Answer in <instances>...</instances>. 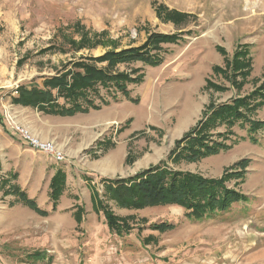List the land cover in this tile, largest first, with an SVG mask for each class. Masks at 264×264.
<instances>
[{
    "label": "rangeland",
    "instance_id": "374dc122",
    "mask_svg": "<svg viewBox=\"0 0 264 264\" xmlns=\"http://www.w3.org/2000/svg\"><path fill=\"white\" fill-rule=\"evenodd\" d=\"M160 5L189 17L166 20ZM154 33L182 37L163 45L161 65L139 60L112 69L143 74L129 85L138 103L119 92L115 102L103 90L110 105L56 116L12 100L19 85L41 87L78 62L140 46ZM246 43L252 70L237 76L239 87L213 67L225 68ZM263 81L264 0H0V264H264V128L253 141L247 123L237 122L232 134L220 125L211 131L226 150L198 160L172 155L211 104L243 97ZM251 116L264 120V107ZM16 125L54 141L65 160L25 143ZM158 165L208 179L232 174L226 187L247 198L194 220L181 205L135 207L106 189L104 179ZM59 168L67 180L53 209L50 184ZM18 191L47 214L21 202ZM105 211L122 231L108 225ZM161 223L172 228L153 227Z\"/></svg>",
    "mask_w": 264,
    "mask_h": 264
},
{
    "label": "trees",
    "instance_id": "16d2710c",
    "mask_svg": "<svg viewBox=\"0 0 264 264\" xmlns=\"http://www.w3.org/2000/svg\"><path fill=\"white\" fill-rule=\"evenodd\" d=\"M157 11L164 19L175 23L185 21L189 17L188 14L168 9L165 5H160ZM187 33H192V31L188 30ZM181 38L179 33H154L140 46L120 51H107L98 57L91 58L92 63L78 62V68L47 77L41 87L19 85L15 89L18 95H14L12 100L15 104L32 106L45 114L56 116H74L110 105L112 100L102 95L103 90L110 94L115 102L120 100L117 95L119 92L130 101L138 103V98L131 97L129 85L141 83L144 78L143 74L135 75L138 71L136 69H133L131 73L114 72L112 69L118 64L139 60L150 66H159L164 61L161 53L164 51L163 45L178 43ZM218 49L221 53L224 52L223 48L218 47ZM252 60L251 46L247 43L242 44L235 52L234 58L227 61L225 68L215 65L213 71L225 74L233 85L240 87L242 82L237 80V76L248 77L252 70ZM102 62H107V66L98 67L96 65ZM229 69L234 70L233 75L228 72ZM208 84L211 88H220L218 84L210 80ZM223 88L226 87L223 86ZM61 98L64 99L63 103L60 102ZM263 107L264 81L243 97L234 98L226 103L211 104L204 112V117L180 138L172 151L173 158L198 160L226 150L229 147L228 144L214 138L211 129L226 125V133L232 134V128L239 121L249 124V136L256 141V134L264 128V120L254 119L251 115ZM218 136L226 137L227 135L218 133ZM241 163L244 165L243 162ZM243 172L244 169H240L235 174L244 179ZM231 177L232 174H226L220 179H208L190 172L174 171L158 165L131 177L104 179V182L108 192L122 203L135 207L178 204L185 207L189 217L198 220L208 214L228 208L234 201L247 198L245 194L226 187V179ZM66 180V172L59 168L50 184L53 209L57 208ZM18 195L21 202L43 215L47 214V211L41 209L25 192L18 191ZM105 214L108 225L114 230L117 229L118 232L122 231L124 224L120 223L110 212L105 211ZM153 227L166 231L171 229L172 225L161 223L154 224Z\"/></svg>",
    "mask_w": 264,
    "mask_h": 264
},
{
    "label": "built area",
    "instance_id": "2783aa9c",
    "mask_svg": "<svg viewBox=\"0 0 264 264\" xmlns=\"http://www.w3.org/2000/svg\"><path fill=\"white\" fill-rule=\"evenodd\" d=\"M15 134H18L25 143L35 148L36 150L50 155L56 162H62L66 156L64 151L59 148L54 141L44 140L37 135H34L29 128L25 126H14Z\"/></svg>",
    "mask_w": 264,
    "mask_h": 264
},
{
    "label": "crops",
    "instance_id": "0c3cea01",
    "mask_svg": "<svg viewBox=\"0 0 264 264\" xmlns=\"http://www.w3.org/2000/svg\"><path fill=\"white\" fill-rule=\"evenodd\" d=\"M180 126V125H179ZM178 127V126H177ZM180 128V127H179Z\"/></svg>",
    "mask_w": 264,
    "mask_h": 264
}]
</instances>
